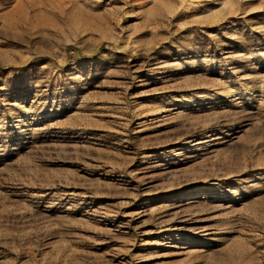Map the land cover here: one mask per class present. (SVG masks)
Returning a JSON list of instances; mask_svg holds the SVG:
<instances>
[{
    "label": "rangeland",
    "instance_id": "374dc122",
    "mask_svg": "<svg viewBox=\"0 0 264 264\" xmlns=\"http://www.w3.org/2000/svg\"><path fill=\"white\" fill-rule=\"evenodd\" d=\"M0 264H264V0H0Z\"/></svg>",
    "mask_w": 264,
    "mask_h": 264
}]
</instances>
